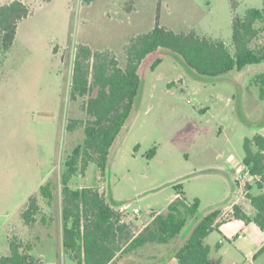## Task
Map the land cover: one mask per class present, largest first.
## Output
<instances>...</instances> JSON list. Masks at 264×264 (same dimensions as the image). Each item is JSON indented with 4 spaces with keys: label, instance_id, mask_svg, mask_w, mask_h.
<instances>
[{
    "label": "rangeland",
    "instance_id": "374dc122",
    "mask_svg": "<svg viewBox=\"0 0 264 264\" xmlns=\"http://www.w3.org/2000/svg\"><path fill=\"white\" fill-rule=\"evenodd\" d=\"M13 1L0 0V6ZM19 1L31 14L19 23L11 50L0 49V258L10 255V239L17 237L33 246L31 256L43 264H77L62 249L61 176L68 157L85 140L86 99L70 95L79 47L110 53L125 69L132 38L159 26L221 40L234 53V19L262 9L263 0ZM257 28L251 47L259 50L264 25ZM157 58L163 62L152 70ZM262 73L264 63L202 77L166 50L143 63L141 90L105 177L95 163L83 174L81 160L69 183L72 189L95 188L104 194L124 210L123 220L134 233L167 210L177 188L189 202L200 200L198 216L183 233L168 245L142 248L133 259L136 264H176L173 253L198 219L222 208L218 221L226 222L233 215L232 199L249 206L244 197L248 186L254 185L252 195L261 193L256 182L243 189L233 177L243 166L245 139L254 137L255 123L264 115V98L254 82ZM48 182L51 203L40 195ZM33 195L42 211L29 228L22 212ZM219 238L215 230L206 243L214 245ZM127 260L122 264H134ZM113 264H121L120 259Z\"/></svg>",
    "mask_w": 264,
    "mask_h": 264
},
{
    "label": "trees",
    "instance_id": "16d2710c",
    "mask_svg": "<svg viewBox=\"0 0 264 264\" xmlns=\"http://www.w3.org/2000/svg\"><path fill=\"white\" fill-rule=\"evenodd\" d=\"M30 14V9L19 0L0 6L1 51L11 50L19 23ZM258 24L264 25V0L262 9H250L244 18L234 19V53L221 40L194 33L176 34L156 26L151 32L132 38L125 50V69L119 67L110 53H94L89 46L79 47L70 95L73 100L86 99L83 106L87 117L85 140L68 157L61 176L62 249L74 262L113 264L147 245H168L183 233L189 221L198 216L200 200L189 202L182 189L177 188L176 197L167 210L154 214L139 233H134L131 224L124 222V214L109 203L104 194L95 188L72 189L69 183L79 173L81 160L83 174L90 163H95L101 176L105 177L111 151L125 130L141 90V67L151 55L166 50L202 77L217 78L232 71H242L248 66L264 63V47L259 50L251 47L260 32ZM162 62V58H157L152 70ZM254 82L260 87V97L264 98V73L256 76ZM75 126L71 124L69 131L72 132ZM262 127L264 123L255 126L256 129ZM244 151L243 165L251 176L259 178L256 186L262 190L264 136L256 134L251 139L246 138ZM154 154L155 150L151 152ZM247 190H251V186ZM40 195L48 203L53 201L50 182L40 188ZM247 199L255 214L249 216L241 206L234 205L229 220L254 223L264 230V193H248ZM41 211L39 198L36 195L29 197L22 212L25 225L34 227ZM221 212L222 208L212 209L195 222L188 239L173 253L176 264H213L206 239L218 228ZM42 221L46 223V218ZM9 245L10 255L1 257L0 264H43L31 256L33 246L30 244L13 237Z\"/></svg>",
    "mask_w": 264,
    "mask_h": 264
},
{
    "label": "crops",
    "instance_id": "0c3cea01",
    "mask_svg": "<svg viewBox=\"0 0 264 264\" xmlns=\"http://www.w3.org/2000/svg\"><path fill=\"white\" fill-rule=\"evenodd\" d=\"M263 123L264 115L261 116L255 123V126L258 127ZM256 134L264 136V127L257 129L255 135ZM237 187L239 186L237 185ZM253 187L254 185H251V189ZM262 190L261 193H264ZM245 192L244 197L248 193H251V190H246ZM239 201V199H232L230 201L231 206H228L229 209L233 205H238L242 207L247 215L253 216L255 214V209L251 206L248 199L247 201L249 206L243 205ZM219 223L220 224H218V228L216 229L220 236L219 240L214 242V245H212L209 241L206 243L210 247L209 258L213 264H264V230H261L254 223L247 224L244 221L237 219H231L229 221ZM137 253L135 252L125 258H121L120 263L122 264V262L127 259V261L134 262V257H140ZM136 263L138 262H134V264Z\"/></svg>",
    "mask_w": 264,
    "mask_h": 264
},
{
    "label": "built area",
    "instance_id": "2783aa9c",
    "mask_svg": "<svg viewBox=\"0 0 264 264\" xmlns=\"http://www.w3.org/2000/svg\"><path fill=\"white\" fill-rule=\"evenodd\" d=\"M234 180L237 185H239L240 187H243L244 189V187H247L248 184H251L252 182L253 183L257 182L259 178L251 176L243 165L238 169V173L235 174ZM121 211L124 212L123 209ZM138 213H139V210H136V214Z\"/></svg>",
    "mask_w": 264,
    "mask_h": 264
}]
</instances>
